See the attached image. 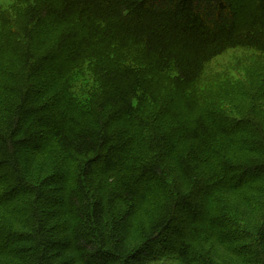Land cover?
I'll return each instance as SVG.
<instances>
[{
	"label": "trees",
	"instance_id": "obj_1",
	"mask_svg": "<svg viewBox=\"0 0 264 264\" xmlns=\"http://www.w3.org/2000/svg\"><path fill=\"white\" fill-rule=\"evenodd\" d=\"M7 8L0 264H264V80L197 91L228 50L264 59V0Z\"/></svg>",
	"mask_w": 264,
	"mask_h": 264
},
{
	"label": "rangeland",
	"instance_id": "obj_2",
	"mask_svg": "<svg viewBox=\"0 0 264 264\" xmlns=\"http://www.w3.org/2000/svg\"><path fill=\"white\" fill-rule=\"evenodd\" d=\"M11 1L0 0L3 10L7 13H9L7 7ZM3 17H5L2 18L3 24L14 26V31H17L12 17L9 14ZM262 79L264 80V59L250 49L237 48L224 52L206 65L197 91L205 98L213 92L217 93L216 101L229 103V100L233 98L234 102L242 103V99L247 101L244 90L246 93L251 91L253 93L254 85ZM240 87L243 94L238 93ZM241 95L244 97L242 98ZM153 264H177V262L173 255L164 254Z\"/></svg>",
	"mask_w": 264,
	"mask_h": 264
}]
</instances>
